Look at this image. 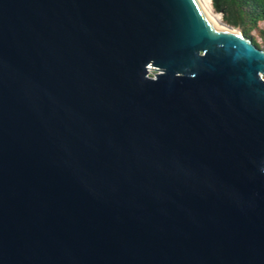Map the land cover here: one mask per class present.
Masks as SVG:
<instances>
[{
  "label": "water",
  "instance_id": "obj_1",
  "mask_svg": "<svg viewBox=\"0 0 264 264\" xmlns=\"http://www.w3.org/2000/svg\"><path fill=\"white\" fill-rule=\"evenodd\" d=\"M233 28L0 0V264H264V48Z\"/></svg>",
  "mask_w": 264,
  "mask_h": 264
},
{
  "label": "trees",
  "instance_id": "obj_2",
  "mask_svg": "<svg viewBox=\"0 0 264 264\" xmlns=\"http://www.w3.org/2000/svg\"><path fill=\"white\" fill-rule=\"evenodd\" d=\"M213 5L224 13L225 23L240 28L256 45L264 47V28L260 25L264 21V0H213Z\"/></svg>",
  "mask_w": 264,
  "mask_h": 264
},
{
  "label": "bare ground",
  "instance_id": "obj_3",
  "mask_svg": "<svg viewBox=\"0 0 264 264\" xmlns=\"http://www.w3.org/2000/svg\"><path fill=\"white\" fill-rule=\"evenodd\" d=\"M203 9L205 10L209 19L220 29L228 30V31H236L233 27L225 23L221 16L213 11V8L210 4V0H199Z\"/></svg>",
  "mask_w": 264,
  "mask_h": 264
},
{
  "label": "rangeland",
  "instance_id": "obj_4",
  "mask_svg": "<svg viewBox=\"0 0 264 264\" xmlns=\"http://www.w3.org/2000/svg\"><path fill=\"white\" fill-rule=\"evenodd\" d=\"M210 4H211V6H212V8H213V11H214L215 13L219 14V15L221 16L222 20L224 21V18H223V17H224V13H223L222 11H217V10L214 8L213 0H210ZM224 22H225V21H224ZM260 25H261V27L264 28V21H262V22L260 23ZM231 26H232V25H231ZM233 27H234V26H233ZM235 28L241 30V29L238 28V27H235ZM253 34H254L255 36H257V38H258V40H259V43L262 44V41H261V39L258 37V34H257L256 32H254ZM261 48H264L263 45H261Z\"/></svg>",
  "mask_w": 264,
  "mask_h": 264
}]
</instances>
